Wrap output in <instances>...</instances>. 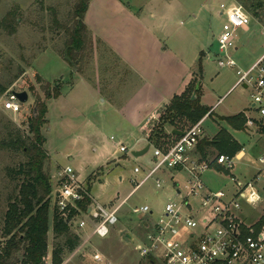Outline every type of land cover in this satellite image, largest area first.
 <instances>
[{"label":"rangeland","instance_id":"obj_1","mask_svg":"<svg viewBox=\"0 0 264 264\" xmlns=\"http://www.w3.org/2000/svg\"><path fill=\"white\" fill-rule=\"evenodd\" d=\"M120 1L126 6L124 8L134 14H142L144 9L145 14H147L146 7L157 5L162 0ZM179 1L185 5L187 12L174 20L176 23L170 26V38H164V41L170 48L178 49L182 54H184L181 50L183 45H192L190 52L196 48L199 52L205 51L207 54L203 58V72L199 77L200 98L202 104L209 107L210 111L213 112L211 111L212 115L209 116L208 114L204 117L201 123L204 130L202 138H211L221 129H225L243 145L244 151L241 159L236 161V168L231 174L216 175L209 172L205 175V178L217 189L234 191L236 184L232 181V177L243 182L248 181L253 179L263 168L260 158L264 157V136L255 131L235 130L225 121V118L249 110L251 91L246 89L240 82L237 70H249L264 54V0H245L247 8L244 9L248 13H253V4L257 5L258 2H261L262 7L257 9L259 16H252L249 31H244L241 28L237 30L235 47L228 50L227 56L219 50L218 39L226 22V17L220 15V12L223 10L221 5L229 6L232 4V0ZM98 2L87 16V22L89 18L94 16L93 12H98L96 18L93 19L96 23L94 27L96 35H99L101 40L110 46L122 45V53H127L128 58L136 57L137 49L150 43L148 33L141 27L134 28V26H130L129 22L119 13L118 9L114 8L113 4L105 0H98ZM75 5L76 0H0V19L8 11L16 8H19L18 16L21 18L15 34L9 35L0 29V87H8L7 91L12 87L24 89L29 93L28 102L23 104L22 112L17 115L2 109L3 97L7 91L0 94V142L5 137L4 126L9 121L22 130L25 136L28 135L27 120L32 114L35 100L37 97L45 100L44 90L35 78L36 72L44 78L43 81L46 79L47 82H51L52 87L57 86V81L60 83L64 77L65 82L60 84L65 93H71L69 106L72 107H68V104L61 106L55 100H48V123L43 128V135L46 138L44 147L50 155L46 168L52 178L53 190L57 185L58 172L70 166L74 169L77 180L90 189L95 200L106 205L114 202V205L119 206V222L111 226V233L106 238L94 235L87 242H84L86 239L83 238L89 234L88 232H80L83 236L81 246L88 248L87 251H75L66 254L62 264H150L139 250V247L146 243L147 230L140 216L133 213V209L144 204L150 205L154 214L148 216L146 220L154 223L162 215L169 199L180 201L176 196L177 189L172 185L173 178L177 179L179 175L176 176V173L166 165L157 168L158 165L154 161V147L163 148L172 144L175 140L171 133L173 126L166 125L165 131L158 134L156 131L158 130V123H154L153 130L150 133V136L153 131V134H155L153 137L154 146L152 145L146 154L135 156L134 152L143 150L148 144L145 145L144 139L139 143L136 142V139L143 137L141 134L135 135L136 131L131 132L128 129L121 131L117 127L123 117H119L115 110L120 109L122 103L127 107H132L137 103L139 96L129 100L124 92L123 96L116 98V107H113L110 103L102 102V99L96 98L94 101V98L89 96L82 84L76 81L78 80L77 76H74L73 79L75 92L70 91L69 84L73 69L60 55L68 36L66 28L57 25L56 20L61 25L72 26L71 15ZM167 11L165 10L166 13ZM195 17L196 21H194ZM105 50L104 46L99 51L104 66L113 62L111 57L106 56L107 51ZM90 55L91 46L83 54L78 72L85 73L86 76L92 75L94 78L95 74L92 67L90 65L86 66L89 63ZM228 55L235 61L236 67L225 65ZM216 56L224 59L221 61L213 60V57ZM133 59L129 61L135 62ZM222 62H224L223 65H221ZM156 64L155 61L153 67ZM100 70L101 72L103 70L101 65ZM155 83L158 84L160 89H167L166 93H168L170 87L175 90L181 85V81L175 80V78L170 79L168 83L163 82L162 76ZM31 84L34 85L35 91L30 90ZM135 86L131 88L132 91ZM144 100L145 98L142 99V101ZM74 109L78 110L79 114L74 112ZM88 115H91L95 121H99L105 115L106 119L118 125H108L102 131V134L95 136L92 129L83 127L82 119ZM181 124L183 126L180 124L177 126L182 128H184V124L185 128L190 126L185 121ZM126 132L129 133L128 138L123 141L128 144V153H118L116 158L121 157L118 161H110L103 165L105 160L96 159L97 153L93 151V147H86L85 142L89 138L92 143L98 144L110 139L112 135L120 139L119 135H124ZM210 152L211 158L219 154V151L215 148H210ZM24 160L23 154L1 149L0 147V244L3 242L1 235L4 214L7 210V199L16 188V182H13L11 176L8 175V169L18 168ZM136 167L141 169L140 173L134 172ZM107 174L109 176H106ZM149 175L151 177L139 188H136L132 179L141 181ZM120 176L123 177V180H120ZM184 177L185 174L178 179L183 181ZM101 178H104L103 183L98 182ZM157 179L163 180V188H156L155 181ZM258 187L264 188V178L258 183ZM86 211L82 210L76 220L82 219L88 225H93L90 223L87 214L83 213ZM263 215L264 204L260 202L253 206L245 205L241 218H244L247 224L252 225L261 219ZM88 230L89 233L92 232L91 226ZM121 233H123L122 236ZM127 233L133 237L130 242L125 240V234ZM54 244L55 238L52 231H50L48 264L52 263ZM96 253H100L103 259L98 262L93 261L92 255ZM155 264L163 263L157 261Z\"/></svg>","mask_w":264,"mask_h":264},{"label":"built area","instance_id":"obj_2","mask_svg":"<svg viewBox=\"0 0 264 264\" xmlns=\"http://www.w3.org/2000/svg\"><path fill=\"white\" fill-rule=\"evenodd\" d=\"M221 8L226 22L218 39L219 50L227 56L228 50L235 47L237 30L247 29L252 16L238 3L229 6L222 4ZM223 59L220 57L219 61ZM225 65L236 67L229 55ZM237 75L245 88L251 91L249 110L244 112L245 130L264 136V54L249 70H237ZM22 91L24 89L10 88L3 97L2 109L14 115L20 114L23 103L14 92ZM202 134L199 122L172 144L163 148L154 147L157 168L166 165L175 172L185 174V177L183 181L176 180L175 184L173 179L180 201L169 199L157 222L146 220L154 214L150 205L144 204L133 209L147 229L146 243L139 250L143 257L153 258L163 264H264V225L257 230L255 225L260 219L251 225L241 218L245 205L264 204V188L258 187L264 178V157L260 158L263 168L253 179L243 182L232 177L236 184L234 191L210 190L205 181L206 173L212 169L210 162L215 159L218 166L231 174L244 148L242 153L235 156L220 154L204 161L197 155ZM118 149L124 154L128 153V147L124 144H119ZM134 172L140 173L141 169L136 167ZM149 177L141 181L132 179V182L139 188ZM56 178L57 185L51 195L52 210L71 224L80 236V232H85L91 226L92 232L84 242L94 235L108 237L111 226L119 222V206L94 200L90 190L77 180L70 166L60 170ZM163 183V180L157 179L156 188H163ZM86 197L91 198V203L83 213L87 214L93 225H88L82 219L76 220L78 214L82 213L79 203ZM87 249L82 245L76 251L86 252ZM92 259L98 262L103 256L96 253ZM44 264H48V257Z\"/></svg>","mask_w":264,"mask_h":264},{"label":"trees","instance_id":"obj_3","mask_svg":"<svg viewBox=\"0 0 264 264\" xmlns=\"http://www.w3.org/2000/svg\"><path fill=\"white\" fill-rule=\"evenodd\" d=\"M91 0H76V5L71 15L72 26L61 25L58 20L56 24L66 28L67 40L60 55L75 71H79V66L83 54L92 46V35L84 22L85 15L89 9ZM244 8H247L245 0L239 1ZM253 13L259 16L257 9L262 7L261 2L253 4ZM19 8L8 11L0 19V29L7 34L13 35L21 22L18 16ZM202 53L198 60L196 78L181 95L175 96L166 111L161 115L158 122V134L165 131L166 125L173 126V129L185 132L192 126L199 123L210 113V108L201 102V87L196 89L200 82L199 77L203 72ZM36 81L40 83L45 93V100L37 97L33 106L32 114L27 120L28 135L25 136L22 130L9 121L5 126V137L0 142L1 149H6L21 153L25 160L18 168H9L8 175L16 188L8 197L7 210L4 214L2 235L3 242L0 244V264H44L49 249V233L52 231L55 244L52 252V264H62L66 254L75 252L82 244V237L74 230L73 226L52 210L51 195L53 192L52 178L47 171L46 164L50 155L45 149L46 138L43 135V128L48 123V100L57 98L61 94V85L52 87L51 83L44 82L37 74ZM8 87H0V94L6 92ZM30 90L35 91L34 85H30ZM195 93L196 98H193ZM185 121L190 124L188 128L177 126ZM225 121L235 130H245L244 112L225 118ZM176 125V126H175ZM183 126V125H182ZM154 132V131H153ZM151 134L149 143L154 146V135ZM174 139L177 136H174ZM203 138L197 145V152L201 159L206 161L210 157V148H215L219 154L235 156L244 148L230 132L221 129L213 138ZM211 168H216L229 174L216 164L214 159L210 162ZM91 203V198L86 197L79 203L80 210L86 211ZM52 211V216H51ZM75 213V212H74ZM76 214V213H75ZM73 215V214H72ZM264 225V215L255 225L258 230ZM150 264L157 261L148 258Z\"/></svg>","mask_w":264,"mask_h":264},{"label":"crops","instance_id":"obj_4","mask_svg":"<svg viewBox=\"0 0 264 264\" xmlns=\"http://www.w3.org/2000/svg\"><path fill=\"white\" fill-rule=\"evenodd\" d=\"M105 1L109 2L110 4H113L114 8L116 10H119V13L124 16V18L129 22L130 26H134V28L141 27L144 31H146L148 33L150 43L145 46L139 47L136 51V57L128 58L126 56L127 53H122V45L116 44L115 46H110L105 43V41L103 42L99 35H96V33L94 32V27L96 23L93 21V19L96 18L98 12H93L94 16L89 18V21L87 22V16L90 14L91 9L95 8L97 3H99L98 0H91L89 9L84 18V22L87 25L93 38V44L91 46V55L89 63L86 66L90 65L95 75L93 78L92 75L86 76L85 73H80L78 71L73 70L71 72L70 77V91L72 93L75 92V82L73 81V79L74 76H77L78 80L76 81H79V83L82 84L83 88L89 93V96L94 98V101L96 100V98L102 99V102L110 103V105L116 107V98L123 96L124 92L126 94V97L128 96L129 100H131L135 96H139L137 99V103L134 104L132 107H127L122 103L120 105V109L115 110V113L119 115V117H123L119 123V126H117V123L114 124L108 119H106L105 115L99 121H95L93 117H91V115H88L87 117H84V119H82V123L84 125L83 127L92 129L95 133V136L102 134V131L105 130L106 126L111 124H114L115 126L119 127L121 131L127 129L131 132L136 131L135 135L138 136V134H141L143 136L141 139H136V142L139 143L141 140L144 139L145 145H147L150 144L148 135L150 134V131L153 130L154 123L159 122L161 115L165 112L164 110L170 105L173 98L185 92L189 85L192 83V81L196 78L198 60L200 59L202 53L204 54L203 58H205L207 54L205 51L199 52L196 48L190 52L192 45L181 46V50H183L184 52V54H182L179 52L178 49L170 48L167 44H165L164 38H170V26L176 23V21L174 20L176 18H179V16L183 13L187 12V8L181 1H159L157 5H150L146 7L147 14H145V9L142 14H134L131 11H128L126 8H124L126 6H124V4H122L120 0ZM239 1L240 0H232V3L240 4ZM165 10H168L167 13L165 12ZM249 14L251 16H255L254 13ZM113 15H115V13H113ZM220 15H222L221 12ZM194 21H196V17ZM243 30L249 31L250 28L248 27L247 29ZM104 46L106 49L105 51H107L106 56H109V58L111 57L113 61L111 62V64L106 66L103 65L104 63L102 62L101 55L99 54L100 49ZM217 58L218 56L213 57V60H218ZM130 59H133L135 60V62H138H130ZM155 61L157 64L155 65V67H153ZM100 65L103 66V74L100 70ZM117 66H121L122 68ZM36 73L38 74V72ZM161 76L163 77V82L167 83L172 78H175V80H180V87L175 90H172V88L170 87L168 93H166L167 89H160L158 84L155 83V81H159V79H161ZM63 79L64 77L61 80L62 83L65 82ZM44 81H46V79ZM60 83L57 81V84ZM134 85H136L134 88L135 91H132L131 88L134 87ZM128 88L131 90H129ZM178 91L179 93H177ZM70 94L71 93H65L64 89L62 88L60 96L49 100H55L56 103L60 104L61 106H66V104H68V107H72L69 106V102L71 101ZM143 98H145L144 101H142ZM74 112L79 114L78 110L76 109H74ZM202 121L203 119L200 122L202 123ZM175 130L176 129L172 128L171 133L173 134V131ZM145 131H147V133H145ZM128 134L129 133L127 132L124 133V135L122 134L123 136L120 134V139H117L115 135H112L110 139H106L104 142L98 144L92 143L89 138V140L85 142L87 144L86 147H93V151L97 153L96 159L105 160V163L103 165L110 161H118V159L121 158H116L118 153H120L118 145H128L123 141L128 138ZM215 136L207 138L209 139L208 141H212ZM112 137H114V139H112ZM197 155L201 158L198 152ZM212 159L213 158H211L210 152L209 160ZM154 161L156 162V158L154 159ZM209 172H213L216 175L225 173L223 171H219L216 168L210 169L207 173ZM175 173L176 176H179L177 177V179L173 178L174 184L176 180L181 181L178 178L182 176L181 173ZM106 176H109V174H107ZM104 178H101L98 182L103 183ZM120 180H123V177L120 176ZM206 183L210 190H220L219 188L217 189L213 187L207 180ZM226 191L231 192L233 190ZM91 197L95 200L92 195ZM242 219L244 220V218ZM85 232H88V234H90L88 229ZM122 234L123 233H121L120 235L122 236ZM81 237L83 238V236ZM86 237L83 239L85 240Z\"/></svg>","mask_w":264,"mask_h":264},{"label":"water","instance_id":"obj_5","mask_svg":"<svg viewBox=\"0 0 264 264\" xmlns=\"http://www.w3.org/2000/svg\"><path fill=\"white\" fill-rule=\"evenodd\" d=\"M218 60L220 59V57L217 58ZM200 87V83H198L196 85V89H198ZM245 87V86H244ZM16 94V96L18 97V99L23 103V104H26L29 100V93L24 90L22 92H14ZM193 98H196L195 94L193 95ZM173 134L174 135H177V136H182L184 135V132L182 131H178V130H175L173 131ZM211 141H208L207 143L209 144ZM151 148V144H148L143 150L141 151H138V152H134V155L135 156H141V155H144L146 154ZM132 239V236H130V234H127L125 235V240L127 242H130Z\"/></svg>","mask_w":264,"mask_h":264}]
</instances>
